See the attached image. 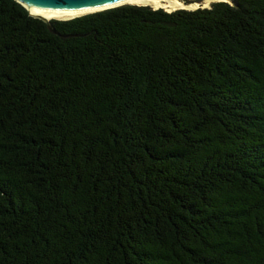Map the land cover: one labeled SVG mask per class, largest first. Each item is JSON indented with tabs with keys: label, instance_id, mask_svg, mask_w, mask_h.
Returning a JSON list of instances; mask_svg holds the SVG:
<instances>
[{
	"label": "trees",
	"instance_id": "16d2710c",
	"mask_svg": "<svg viewBox=\"0 0 264 264\" xmlns=\"http://www.w3.org/2000/svg\"><path fill=\"white\" fill-rule=\"evenodd\" d=\"M0 264H264V0H0Z\"/></svg>",
	"mask_w": 264,
	"mask_h": 264
},
{
	"label": "bare ground",
	"instance_id": "6f19581e",
	"mask_svg": "<svg viewBox=\"0 0 264 264\" xmlns=\"http://www.w3.org/2000/svg\"><path fill=\"white\" fill-rule=\"evenodd\" d=\"M200 4L197 0H121L112 4L92 6L79 9H62V8H43V7H29V10L36 14L40 15L46 19L55 18V19H67L70 17H75L85 13H90L105 7H110L118 4H136V5H147L153 8H162L166 11H173L178 8L185 9H196L197 7H208L212 1H227L230 0H202Z\"/></svg>",
	"mask_w": 264,
	"mask_h": 264
},
{
	"label": "water",
	"instance_id": "95a60500",
	"mask_svg": "<svg viewBox=\"0 0 264 264\" xmlns=\"http://www.w3.org/2000/svg\"><path fill=\"white\" fill-rule=\"evenodd\" d=\"M16 1L20 3L22 6H24L28 10L29 14H31L34 17L43 19L44 21L48 23L50 27V21L55 18L46 19L40 15H36L29 10V7L35 6V7H43V8L79 9V8H86V7H92V6L112 4V3H115L121 0H16ZM187 1L188 0H185V2ZM230 1H229L230 3H233V0H230ZM119 5H123V4L105 7L104 9L119 6ZM209 7H211V4L209 5ZM100 10H103V9H100ZM70 18H73V17H70Z\"/></svg>",
	"mask_w": 264,
	"mask_h": 264
},
{
	"label": "rangeland",
	"instance_id": "374dc122",
	"mask_svg": "<svg viewBox=\"0 0 264 264\" xmlns=\"http://www.w3.org/2000/svg\"><path fill=\"white\" fill-rule=\"evenodd\" d=\"M200 4L203 2L202 0H197ZM212 2H215V1H212ZM212 2H210V4H212ZM231 2V1H230ZM151 7V6H150ZM200 7H202V6H200ZM209 7V6H208ZM153 8V7H152ZM198 8V7H197ZM183 9H185V8H183Z\"/></svg>",
	"mask_w": 264,
	"mask_h": 264
}]
</instances>
